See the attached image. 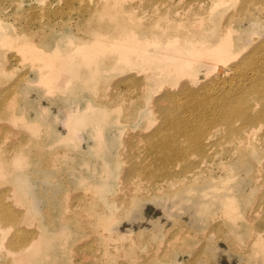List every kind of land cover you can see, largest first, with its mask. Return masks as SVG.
Listing matches in <instances>:
<instances>
[{
    "label": "rangeland",
    "instance_id": "rangeland-1",
    "mask_svg": "<svg viewBox=\"0 0 264 264\" xmlns=\"http://www.w3.org/2000/svg\"><path fill=\"white\" fill-rule=\"evenodd\" d=\"M232 5L218 6L206 20L217 26ZM87 13L83 0H0V159L8 169L0 202L18 216L29 214L18 226L0 221V264H17L8 240L20 237L23 245L27 236L37 237L33 242L46 238L31 264H264V239L258 240L259 251L254 243L264 237V215L251 208L260 178L252 181L250 164L238 163L240 154L225 131L200 154L180 136L173 146L153 148L142 136L164 126L167 112L144 102L142 96L155 94L147 87L104 104L101 96L121 97L129 90L114 84L122 74L107 76L109 96L104 87L92 90L81 81L58 88L40 79L43 61L33 54H67L68 34L77 35ZM241 25L231 22L233 36L247 48L263 38L262 26ZM14 37L27 39L33 51L20 50ZM167 82L157 83V92L177 89ZM92 108L106 118L75 126V117L90 116ZM214 119L210 113L196 125L211 131L218 124ZM261 122L255 144L264 150L263 140L257 141L264 136ZM138 134L130 148L126 136ZM6 149L11 152L4 154ZM189 153L201 158L181 161ZM134 164L141 173L127 176ZM188 171L194 179H183ZM220 197L238 205L233 225L221 212Z\"/></svg>",
    "mask_w": 264,
    "mask_h": 264
},
{
    "label": "bare ground",
    "instance_id": "bare-ground-1",
    "mask_svg": "<svg viewBox=\"0 0 264 264\" xmlns=\"http://www.w3.org/2000/svg\"><path fill=\"white\" fill-rule=\"evenodd\" d=\"M83 1L88 13L77 25L80 29L76 30L77 35L68 34L65 45L67 54L57 53L49 58L47 55L33 54V58L43 61L40 79L58 88L71 80L81 81L92 90H103L104 87L106 93L110 84V81L107 84V76L113 72L122 74L114 84H125L129 90L123 92L121 97L113 94L105 100L101 96L99 99L104 104L117 102L120 98L124 101L123 98H127L132 91L147 87L146 92L155 94L142 96L144 102H151L161 113L167 112L164 126L154 128L150 137L142 136L146 144L153 148L173 146L180 136L185 140L186 147L193 151L197 149L200 154L203 147L212 142L215 135H219V131H225V136L229 141H234L235 149L240 154L238 163L250 164L252 181L260 178V192H257L251 208L264 210V150L255 144V134L263 124L261 121L264 122V36L261 40H252L247 48L239 39H235L231 26L234 21L242 24V28L247 24L264 28V0ZM228 2L233 3L231 11L222 14L217 26L211 25L207 17L218 6ZM12 41L20 50L33 51L27 39L14 37ZM165 79L168 85L175 84L177 89L162 87V91L157 92V83ZM99 84L101 88H98ZM97 109L92 108L90 116L75 117V126L86 123L87 119L98 122L99 115L106 118L105 113ZM128 111L132 117L135 116L132 106ZM210 113L218 124L206 132L196 124L207 121ZM235 119L241 121L240 125L235 124ZM149 124L150 119L147 118L145 127ZM216 126L222 128L212 130ZM164 132L166 135L169 133L166 140L162 137ZM140 136L127 135L126 144L132 148ZM157 137L159 140L156 142ZM260 140L264 142V136L257 139L258 142ZM18 144L11 142L10 146L17 147ZM10 152L6 149L3 153ZM195 157L201 158L189 153L181 155V161ZM140 167L133 166L126 175L141 173ZM187 173L191 174L184 176V180L195 178L193 171ZM7 174L8 169L0 159V181ZM218 201L221 212L228 216L233 225V214L238 205L230 197H220ZM262 210L260 212L264 215ZM14 212L0 202V221L18 226L29 219L28 211L19 216ZM36 238L27 236L23 245V238L8 240V245L15 248L9 250L14 262L31 264L40 258L46 238L40 237L33 242ZM259 239L264 237L258 235L254 240L257 251Z\"/></svg>",
    "mask_w": 264,
    "mask_h": 264
}]
</instances>
